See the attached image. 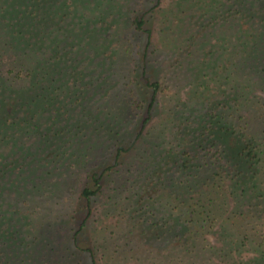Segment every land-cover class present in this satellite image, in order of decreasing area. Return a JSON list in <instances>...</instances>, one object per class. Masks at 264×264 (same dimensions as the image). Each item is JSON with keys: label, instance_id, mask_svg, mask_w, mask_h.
Here are the masks:
<instances>
[{"label": "trees", "instance_id": "obj_1", "mask_svg": "<svg viewBox=\"0 0 264 264\" xmlns=\"http://www.w3.org/2000/svg\"><path fill=\"white\" fill-rule=\"evenodd\" d=\"M159 1L145 0L132 16L122 0H0V264L44 259L56 231L69 224L67 255L84 252L88 259L75 264H97L96 249L82 245L80 233L92 224L114 165L99 170L94 161L111 147L117 160L144 135L153 144L144 147L140 167V234L158 247L140 254L172 264H264V118L257 100L246 97L264 86V0L178 1L192 18L187 26L171 20L176 39L189 31L180 41L187 47L171 53L182 54L179 64L183 55L201 63L180 79L194 78L206 59L215 62L204 39L213 27L235 24L240 49L213 68L226 79L242 71L254 83L234 78L216 98L204 78L194 84V99H183L177 74L165 107L169 133H152L160 97L171 92L146 26ZM132 28L147 37L134 64ZM223 41L213 46L223 49ZM82 168L88 181L70 211L68 189ZM251 250L258 256L241 255Z\"/></svg>", "mask_w": 264, "mask_h": 264}, {"label": "rangeland", "instance_id": "obj_2", "mask_svg": "<svg viewBox=\"0 0 264 264\" xmlns=\"http://www.w3.org/2000/svg\"><path fill=\"white\" fill-rule=\"evenodd\" d=\"M144 1L145 0H122L125 6L131 8L130 15L132 16H134L136 11L142 9L141 5L142 3L144 4ZM178 1L180 0H160L159 2L153 3V20L151 21V24L149 23L146 25L147 28L150 27L152 29V48H156L157 46V48L161 51H159L160 53L154 52L156 55L155 59L160 60L157 62H159L161 78L163 82L171 85V92H168V94H165L167 93L166 91L162 93L159 103L160 108L153 116L151 124L148 125L152 133H156L158 131L161 132V129H165V133H169V126L167 125L169 118L165 107H171L169 98L171 96L170 94L174 93L173 91L175 90V87L173 85V81L175 80L174 76L176 77L177 74V78H179L177 85L179 83L178 86H180V96L183 99L192 98L193 100L194 97H191V95L194 93V84L201 82L204 78L207 82L209 81L208 92L206 91V93H209L210 96L215 94L216 98L218 96L223 97V89H225L226 86L234 84V78L238 79V81L241 80L243 86H248L254 83L252 79L247 82L245 78L242 77V71L234 72L229 79H226L225 74H223V69L217 70L216 68V70H214L213 68V65H216L217 63L222 66L227 65L233 52L240 49V47L235 44L236 37L238 35L236 26L235 24H229L231 22H228L229 25L223 24L216 28L214 26L213 33L204 37V39L207 40L205 55H208L210 53L209 51L214 50V54L208 56V58L212 57V60L215 62L208 64L206 59V64H203L204 66L199 69L200 71L198 74H194V78H191V80H189V78L180 79V77L184 74V71L191 73V67H194V65L199 66L201 63H198L195 58L194 60H191L194 56L185 57L183 55V63H180L182 65L181 66L179 64V60L182 57V54H177V52L171 53V50L179 51L180 47L186 48L188 41H180L182 39L188 40L189 35V31L185 33L179 32L180 35L176 39L177 29L179 31V27L177 26L178 22L172 24L171 20L178 19L179 22H184L187 26L190 24L192 18L188 5L184 3V5L179 9L177 6L179 3ZM132 11H135V13ZM131 21L132 19H129V24ZM234 22L235 21L232 23ZM128 35L129 40L127 43L132 45L134 52V58L131 60L130 64H134L140 58V50H142L143 45L146 43L147 37L146 34L134 31L133 28ZM220 37L227 40L225 43L224 41L222 42L225 47L223 49H220V46L219 49L218 47L213 46L219 41ZM176 44L178 46H176ZM163 48H165V51ZM215 49H217V51ZM168 50H170L171 54L164 53ZM235 56L233 57L236 60L237 57ZM202 57L204 60L203 55ZM214 57L217 60H214ZM177 60L178 63L176 66L175 64ZM205 72L208 73V76H203ZM257 84L256 87H251L249 92L246 94V97L249 99L253 98L255 101L257 100L256 105L253 107L260 110L261 113L263 112L262 115L264 118V86L259 85V83ZM258 96L263 98H258ZM258 99H261L262 102L260 103ZM244 110L246 112L247 108ZM241 111H243V109ZM241 111L237 112V114L242 113ZM136 118H138V116H136ZM146 131L147 130H145V132ZM144 136L142 139H140L139 136V139L131 148L126 149L127 145L125 144L124 151L122 155L117 158V160H114L117 153V147H111L110 150L104 154V157L97 158V160L94 161L96 164H94L93 168H97L99 170H104L105 165H108V163H111L110 165H114L112 170L105 173L103 179V191L97 196L96 210L91 217L93 222L86 228L82 229L80 233L82 245L91 246L96 249L97 264H172L173 262L168 258L155 259L153 257L149 258V256L145 257L144 254H140V249H143L146 245H155V239H152L153 241L150 242L149 240L151 239H149L148 236L140 234V167L142 166L145 169L146 166V156L143 157L144 147H149V144H153L151 139L149 140L146 138L144 140ZM100 160H103V162ZM112 160L117 162L114 164V161ZM105 161H107V164H104ZM87 172V170L82 168L70 182L71 185L68 189V195L70 197L69 201L72 203L70 211L72 207H78V204L74 205V203L79 198V191L81 187L88 181ZM154 191L155 190L152 189L149 191V194ZM194 193H196V191ZM64 218H68L67 214L64 215ZM262 220L264 221V217ZM70 226L71 224H69V226H60L55 234L57 239L54 242H51L50 248L47 251L48 255H46L44 259L35 260L34 264H71L70 261L66 259H73L75 264L77 259H80V256L84 257L86 260L88 259L87 254L84 252H82L83 255L72 256V258L67 255L69 252L67 247L70 244L71 235L74 233ZM48 237L50 236L48 235ZM157 247L158 245H155L154 249ZM257 254L258 252L251 250L243 251L241 255H244L245 257H256L258 256Z\"/></svg>", "mask_w": 264, "mask_h": 264}]
</instances>
